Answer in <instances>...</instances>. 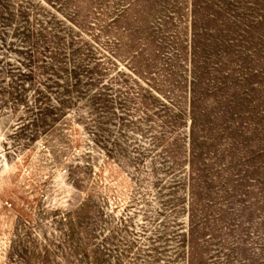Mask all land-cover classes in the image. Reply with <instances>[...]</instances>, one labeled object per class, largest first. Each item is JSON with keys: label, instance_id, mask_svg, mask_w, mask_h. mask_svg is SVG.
I'll return each mask as SVG.
<instances>
[{"label": "rangeland", "instance_id": "rangeland-1", "mask_svg": "<svg viewBox=\"0 0 264 264\" xmlns=\"http://www.w3.org/2000/svg\"><path fill=\"white\" fill-rule=\"evenodd\" d=\"M0 264H264V0H0Z\"/></svg>", "mask_w": 264, "mask_h": 264}]
</instances>
